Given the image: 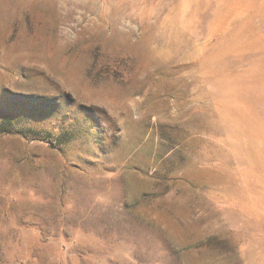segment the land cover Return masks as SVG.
Here are the masks:
<instances>
[{"label":"rangeland","instance_id":"obj_1","mask_svg":"<svg viewBox=\"0 0 264 264\" xmlns=\"http://www.w3.org/2000/svg\"><path fill=\"white\" fill-rule=\"evenodd\" d=\"M0 264H264V0H0Z\"/></svg>","mask_w":264,"mask_h":264}]
</instances>
